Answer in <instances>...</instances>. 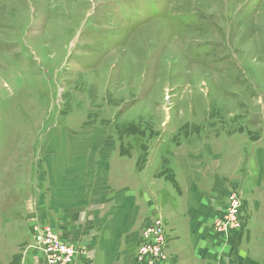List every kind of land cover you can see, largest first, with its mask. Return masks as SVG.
I'll return each instance as SVG.
<instances>
[{
    "label": "rangeland",
    "instance_id": "rangeland-1",
    "mask_svg": "<svg viewBox=\"0 0 264 264\" xmlns=\"http://www.w3.org/2000/svg\"><path fill=\"white\" fill-rule=\"evenodd\" d=\"M63 138L74 161L65 169L48 159ZM260 149L264 0H0V182L25 183L15 254L39 250L35 226L60 234V215L108 212L116 204L101 196L129 185L157 194L160 208L163 190L183 200V160L218 167L244 200L258 192ZM49 168L70 174L58 179L72 183L70 210L43 209L48 193L33 196L50 184ZM228 203L215 204L223 212ZM152 213L141 243L147 223L169 212Z\"/></svg>",
    "mask_w": 264,
    "mask_h": 264
},
{
    "label": "crops",
    "instance_id": "crops-1",
    "mask_svg": "<svg viewBox=\"0 0 264 264\" xmlns=\"http://www.w3.org/2000/svg\"><path fill=\"white\" fill-rule=\"evenodd\" d=\"M69 146L70 141L67 138L60 141L54 139L50 149L59 154L48 155L49 161L62 169L67 168L68 164L74 162L72 156L67 155ZM259 152L261 157L253 158L257 172L250 181L253 185V178L256 179L258 192L254 189L249 192L247 189V197L243 200V224L240 229L221 234L214 228L215 219L222 214L215 203L218 200L222 203L228 198L235 182L218 167H207L206 162L198 165L197 160L191 163L183 160L179 162L187 173L184 191L179 193L182 194L183 200L178 201L172 190L171 194L163 190L162 203L167 205L160 208L157 194L153 200L149 198L148 192L141 191L139 185L137 188L129 185L126 193L118 190L116 193L101 196V202L113 199L116 204L113 209L106 205L108 212L101 214L98 207L93 214L92 208H89L83 216L77 217L79 220L67 222L60 215L57 221L60 222L61 239L85 251L76 255L73 264H143L135 259L141 243L142 227L150 220L152 210L156 213L163 209L169 212L164 215L168 254L160 264H264V150L260 149ZM101 167H105L104 164ZM49 169L50 184L47 188L40 184L33 196L40 194L41 200L45 201L44 196L48 193V202L41 201L43 209V206L48 204L53 212L70 210L74 198L72 183L70 181L68 187L61 186L58 180L63 179L62 183H67L72 179L70 174L66 171L61 174L54 168ZM135 178L134 175L132 181L136 180ZM243 181L247 183L245 179ZM3 183L4 180L1 179L0 263L45 264L42 258L36 261L39 250L34 252L28 248L26 253L21 250L19 254H15L16 248L20 250L18 242L23 240L25 235V200L21 190L25 188V183L14 182L6 189H3ZM3 192L8 195L15 193L9 203L3 202ZM171 195H175L176 201L168 197ZM10 214L14 218L10 219ZM126 235H136V238H125Z\"/></svg>",
    "mask_w": 264,
    "mask_h": 264
},
{
    "label": "built area",
    "instance_id": "built-area-1",
    "mask_svg": "<svg viewBox=\"0 0 264 264\" xmlns=\"http://www.w3.org/2000/svg\"><path fill=\"white\" fill-rule=\"evenodd\" d=\"M228 201L227 208L214 221L215 230L221 234L240 229L243 224L244 202L241 195L233 192ZM32 232L35 248L45 255V264H73L76 255L85 252L63 241L51 226H35ZM166 245L165 221L160 217L147 224L138 251V260L143 264H160L167 258Z\"/></svg>",
    "mask_w": 264,
    "mask_h": 264
}]
</instances>
